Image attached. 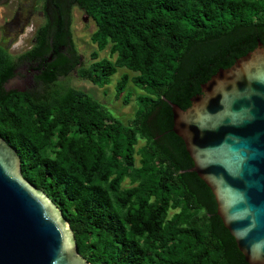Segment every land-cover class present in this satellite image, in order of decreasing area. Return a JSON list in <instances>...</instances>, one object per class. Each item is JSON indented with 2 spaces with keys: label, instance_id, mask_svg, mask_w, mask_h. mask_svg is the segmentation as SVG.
I'll return each mask as SVG.
<instances>
[{
  "label": "trees",
  "instance_id": "1",
  "mask_svg": "<svg viewBox=\"0 0 264 264\" xmlns=\"http://www.w3.org/2000/svg\"><path fill=\"white\" fill-rule=\"evenodd\" d=\"M51 2L61 16L53 30L45 19L31 49L16 59L0 44V137L69 222L78 252L92 264H249L190 170L168 102L188 107L219 68L264 44V0H68V12ZM73 7L96 25L87 66ZM105 48L109 58L98 59ZM24 60L39 63L37 88L8 89ZM121 67L134 74H121L115 97L128 82L142 91L127 122L82 89L54 87L73 70L105 86Z\"/></svg>",
  "mask_w": 264,
  "mask_h": 264
},
{
  "label": "water",
  "instance_id": "2",
  "mask_svg": "<svg viewBox=\"0 0 264 264\" xmlns=\"http://www.w3.org/2000/svg\"><path fill=\"white\" fill-rule=\"evenodd\" d=\"M87 20V17L84 18ZM173 132L210 188L217 214L249 264H264V44L219 68L181 108ZM0 264H92L60 209L26 180L0 137Z\"/></svg>",
  "mask_w": 264,
  "mask_h": 264
},
{
  "label": "rangeland",
  "instance_id": "3",
  "mask_svg": "<svg viewBox=\"0 0 264 264\" xmlns=\"http://www.w3.org/2000/svg\"><path fill=\"white\" fill-rule=\"evenodd\" d=\"M40 7L41 1L39 0H0V44L5 46L16 59L26 50L31 49L36 40L37 28L45 22L46 18L40 12ZM85 17L86 13L84 11L77 7L73 8L71 21L72 38L81 56V64L87 66L93 61L90 53L96 50V45L90 40V34L95 30L96 25L91 17L88 16L86 21L84 20ZM102 57L109 58L108 48L99 51L98 59ZM111 59L113 60L114 56ZM18 66L21 67L22 63ZM21 70L23 71V69ZM123 73H127L130 76L134 74L121 67L110 77L109 84L97 86L87 79L80 78L77 70H73L67 77L59 76L54 87L67 84L68 86L82 89L101 102L115 117L127 122L137 108L135 97L142 91L135 87L132 82H128L124 93H131L129 102L127 104L123 102L124 93L119 98H116L115 84ZM12 81L7 82L6 87L8 89L11 86H25V82L21 77H15ZM142 144L143 141L138 142V145ZM137 160L138 156L136 157V163H138ZM122 185L127 186L128 179H125Z\"/></svg>",
  "mask_w": 264,
  "mask_h": 264
},
{
  "label": "flooded vegetation",
  "instance_id": "4",
  "mask_svg": "<svg viewBox=\"0 0 264 264\" xmlns=\"http://www.w3.org/2000/svg\"><path fill=\"white\" fill-rule=\"evenodd\" d=\"M39 1H41V7H40L41 11L40 12L45 16V18H49L51 20L52 27L50 28V30H53L55 21L59 19V16H61L59 15V10L55 11L53 7V3L51 2L52 0H47V1L39 0ZM59 4L61 6L60 9L62 8L65 12H68V0H59ZM73 8L71 9V15H72ZM28 50H26L25 52H27ZM79 61L81 63V56L79 57ZM21 63H22V66L21 67L18 66L15 69L14 75L9 81L11 82L15 77H21L23 78V81L25 82V86L23 85L19 87H13L10 85L11 86L10 89H17V90L24 91L26 89H30L27 86L37 88L38 82L36 81L35 78L40 73V70H38L37 68L39 63L37 62L33 64L29 62L28 60H24ZM21 69H23V71ZM15 81H12V82H15Z\"/></svg>",
  "mask_w": 264,
  "mask_h": 264
},
{
  "label": "clouds",
  "instance_id": "5",
  "mask_svg": "<svg viewBox=\"0 0 264 264\" xmlns=\"http://www.w3.org/2000/svg\"><path fill=\"white\" fill-rule=\"evenodd\" d=\"M86 17L88 18V15H86Z\"/></svg>",
  "mask_w": 264,
  "mask_h": 264
}]
</instances>
